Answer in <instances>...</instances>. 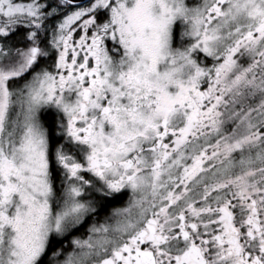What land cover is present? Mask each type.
Returning <instances> with one entry per match:
<instances>
[{
  "label": "snow or ice",
  "instance_id": "snow-or-ice-1",
  "mask_svg": "<svg viewBox=\"0 0 264 264\" xmlns=\"http://www.w3.org/2000/svg\"><path fill=\"white\" fill-rule=\"evenodd\" d=\"M0 264H264V0H0Z\"/></svg>",
  "mask_w": 264,
  "mask_h": 264
},
{
  "label": "flooded vegetation",
  "instance_id": "flooded-vegetation-1",
  "mask_svg": "<svg viewBox=\"0 0 264 264\" xmlns=\"http://www.w3.org/2000/svg\"><path fill=\"white\" fill-rule=\"evenodd\" d=\"M119 206V205H118Z\"/></svg>",
  "mask_w": 264,
  "mask_h": 264
}]
</instances>
